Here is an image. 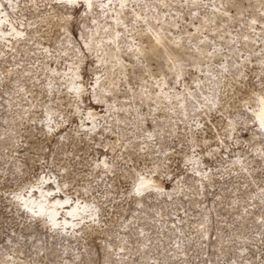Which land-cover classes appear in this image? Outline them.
<instances>
[{"label":"rangeland","instance_id":"rangeland-1","mask_svg":"<svg viewBox=\"0 0 264 264\" xmlns=\"http://www.w3.org/2000/svg\"><path fill=\"white\" fill-rule=\"evenodd\" d=\"M67 1L0 0V264H264V0Z\"/></svg>","mask_w":264,"mask_h":264},{"label":"bare ground","instance_id":"bare-ground-1","mask_svg":"<svg viewBox=\"0 0 264 264\" xmlns=\"http://www.w3.org/2000/svg\"><path fill=\"white\" fill-rule=\"evenodd\" d=\"M84 1L87 3V5L93 4V3H91L93 0H84ZM2 20H3V16H2L1 11H0V23L3 22ZM10 31L11 32L15 31V29L13 27H11ZM5 34H6V32L2 29V27L0 25V37H4ZM0 41H3V40L0 39ZM156 48L157 47L154 43V46H153L151 51H156ZM112 56L115 57V53H112ZM72 81H74V80H72ZM69 82H70V80H69ZM72 85L73 84H71V86ZM74 88L76 91V89H80V86L75 85ZM165 96H166V94H165ZM164 97H162V98H164ZM254 100H255L254 102H255L256 108H255V110H253L254 111L253 113H254V116L259 123V128H260L261 120H264V102H262V101H264V95L261 94L260 96L255 97ZM258 116L260 117V119H258ZM262 130H264V127H262ZM144 182H146L150 186L149 180L144 179ZM36 192L38 193V195H37L38 199L31 198V196L28 195L27 197H25L23 199V204L26 206H30V207H33V206L37 207L38 211L41 212L42 214L46 215L52 224L64 223V225H66L67 223L71 222V220H68L66 218V215L70 216V217H74V216L77 217L78 215L82 214L83 211H85L86 205H79V204H77V202L75 204L74 203L73 204L65 203V201H68L66 198H64L63 200H60L59 198L53 197L55 199L52 200V198L51 199L49 198L50 195L47 194V190H44V189H39ZM58 209L60 210V212L63 213V217L61 218V220H58V217H57L58 213H59ZM70 213H71V215H70Z\"/></svg>","mask_w":264,"mask_h":264},{"label":"snow or ice","instance_id":"snow-or-ice-1","mask_svg":"<svg viewBox=\"0 0 264 264\" xmlns=\"http://www.w3.org/2000/svg\"><path fill=\"white\" fill-rule=\"evenodd\" d=\"M68 2L71 3V2H74V0H68ZM12 34L13 33H9V35H12ZM15 35H21V34L20 33H16ZM70 91H71V89H70ZM76 91L79 92L80 90L76 89ZM262 102H264V101H262ZM258 119H260L259 116H258ZM261 126L264 127V120H261ZM105 167H108V165L105 164ZM139 181L140 182L137 183L135 185V187H134V190H135L136 194H142L141 190H149V185L146 182H144V178L142 176L139 177ZM41 182H43V181L41 180ZM17 199H19V196H17ZM65 203H69V201H65ZM70 215H71V213H70Z\"/></svg>","mask_w":264,"mask_h":264}]
</instances>
